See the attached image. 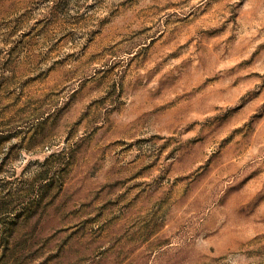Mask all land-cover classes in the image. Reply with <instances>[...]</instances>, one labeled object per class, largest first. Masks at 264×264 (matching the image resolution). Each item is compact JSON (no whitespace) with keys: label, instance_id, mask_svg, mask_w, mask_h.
<instances>
[{"label":"rangeland","instance_id":"obj_1","mask_svg":"<svg viewBox=\"0 0 264 264\" xmlns=\"http://www.w3.org/2000/svg\"><path fill=\"white\" fill-rule=\"evenodd\" d=\"M0 137V264H264V0H0Z\"/></svg>","mask_w":264,"mask_h":264},{"label":"trees","instance_id":"obj_2","mask_svg":"<svg viewBox=\"0 0 264 264\" xmlns=\"http://www.w3.org/2000/svg\"><path fill=\"white\" fill-rule=\"evenodd\" d=\"M6 140V137H0V147ZM54 156V154L49 155L42 163L39 170L34 174V177L31 180L25 194V199L28 200L27 208L24 211V214L19 215L21 216V218L18 217V214L15 216L13 222L11 223L10 229H15L16 225L19 224V222H28L37 214L38 210L42 206L45 208L53 201L54 194L57 189L54 181L55 178L53 169L58 160L54 159ZM12 198L13 196L11 197L10 194H0V227L4 226L8 218L14 217L12 216V214L15 208H10V205H12L13 201ZM19 218L22 220H20ZM2 245L3 248H5V245Z\"/></svg>","mask_w":264,"mask_h":264}]
</instances>
